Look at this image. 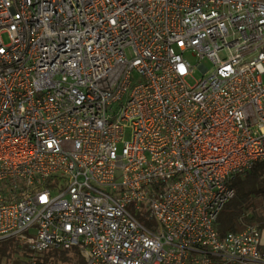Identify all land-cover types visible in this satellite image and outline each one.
I'll list each match as a JSON object with an SVG mask.
<instances>
[{"label":"built area","instance_id":"2783aa9c","mask_svg":"<svg viewBox=\"0 0 264 264\" xmlns=\"http://www.w3.org/2000/svg\"><path fill=\"white\" fill-rule=\"evenodd\" d=\"M256 163L264 0H0V241L87 264H264L256 226L215 229Z\"/></svg>","mask_w":264,"mask_h":264},{"label":"trees","instance_id":"16d2710c","mask_svg":"<svg viewBox=\"0 0 264 264\" xmlns=\"http://www.w3.org/2000/svg\"><path fill=\"white\" fill-rule=\"evenodd\" d=\"M231 187L234 197L219 214L216 231L222 236L256 226L264 232V163H256L246 174L235 176ZM258 210L261 214L256 213ZM33 258L37 264H87L74 248H52L34 256L32 251L13 239L0 241V264H32Z\"/></svg>","mask_w":264,"mask_h":264},{"label":"rangeland","instance_id":"374dc122","mask_svg":"<svg viewBox=\"0 0 264 264\" xmlns=\"http://www.w3.org/2000/svg\"><path fill=\"white\" fill-rule=\"evenodd\" d=\"M2 38H3L4 44L7 45L8 44L7 37L6 36H3ZM129 55H130V52L128 53V56ZM184 59L190 64V66H193V67L196 66V64L198 63V60L190 52H186L184 54ZM203 63H204V65L207 68H210L211 67V64L209 62L204 61ZM200 76L201 75L199 74V72H196L194 74V78L195 79L200 78ZM188 83H190V81H188ZM129 139H130V131L129 130H125L124 133H123V139H122L123 141L122 142H126ZM121 146L122 145L119 144L118 145V149H120ZM256 213L261 214L260 210H258ZM140 222L142 223L143 226H145V227H147L149 229H154L155 228V223L152 220L142 219V220H140ZM26 234H28V233H26ZM261 234H262V232H261Z\"/></svg>","mask_w":264,"mask_h":264},{"label":"crops","instance_id":"0c3cea01","mask_svg":"<svg viewBox=\"0 0 264 264\" xmlns=\"http://www.w3.org/2000/svg\"><path fill=\"white\" fill-rule=\"evenodd\" d=\"M260 250L264 253V232L261 234V246Z\"/></svg>","mask_w":264,"mask_h":264}]
</instances>
